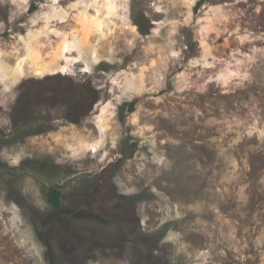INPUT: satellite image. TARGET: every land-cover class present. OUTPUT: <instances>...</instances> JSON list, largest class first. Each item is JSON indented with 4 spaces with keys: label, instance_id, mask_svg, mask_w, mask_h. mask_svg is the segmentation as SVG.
Instances as JSON below:
<instances>
[{
    "label": "rangeland",
    "instance_id": "1",
    "mask_svg": "<svg viewBox=\"0 0 264 264\" xmlns=\"http://www.w3.org/2000/svg\"><path fill=\"white\" fill-rule=\"evenodd\" d=\"M199 1L0 0V264H264V0Z\"/></svg>",
    "mask_w": 264,
    "mask_h": 264
},
{
    "label": "trees",
    "instance_id": "2",
    "mask_svg": "<svg viewBox=\"0 0 264 264\" xmlns=\"http://www.w3.org/2000/svg\"><path fill=\"white\" fill-rule=\"evenodd\" d=\"M209 0H200L196 7H195V11H197L202 5H204L206 2H208ZM36 2H33L30 8L31 12H34L37 8V6L35 5ZM132 12L134 15H136V11H137V25L141 28L142 21L140 19H144L143 15L140 13V10L137 8H135V5H133L132 7ZM133 107V104H132ZM131 111H133L131 109ZM16 140H18V136L16 138ZM63 196V192L61 190V188L58 185H52L51 187L48 188L47 193H46V198L48 203L53 207V209L55 210H61L63 207V200L62 197Z\"/></svg>",
    "mask_w": 264,
    "mask_h": 264
}]
</instances>
